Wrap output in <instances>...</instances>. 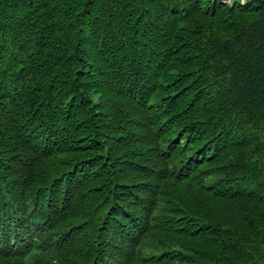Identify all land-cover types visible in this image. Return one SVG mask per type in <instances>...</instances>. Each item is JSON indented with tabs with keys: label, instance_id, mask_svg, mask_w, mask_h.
I'll list each match as a JSON object with an SVG mask.
<instances>
[{
	"label": "trees",
	"instance_id": "trees-1",
	"mask_svg": "<svg viewBox=\"0 0 264 264\" xmlns=\"http://www.w3.org/2000/svg\"><path fill=\"white\" fill-rule=\"evenodd\" d=\"M0 264H264V0H0Z\"/></svg>",
	"mask_w": 264,
	"mask_h": 264
},
{
	"label": "water",
	"instance_id": "water-1",
	"mask_svg": "<svg viewBox=\"0 0 264 264\" xmlns=\"http://www.w3.org/2000/svg\"><path fill=\"white\" fill-rule=\"evenodd\" d=\"M219 1H222V2H229L230 0H219Z\"/></svg>",
	"mask_w": 264,
	"mask_h": 264
},
{
	"label": "rangeland",
	"instance_id": "rangeland-1",
	"mask_svg": "<svg viewBox=\"0 0 264 264\" xmlns=\"http://www.w3.org/2000/svg\"><path fill=\"white\" fill-rule=\"evenodd\" d=\"M241 2L243 1V0H240Z\"/></svg>",
	"mask_w": 264,
	"mask_h": 264
}]
</instances>
